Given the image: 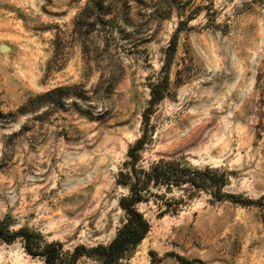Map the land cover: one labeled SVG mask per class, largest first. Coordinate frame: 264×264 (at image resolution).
I'll list each match as a JSON object with an SVG mask.
<instances>
[{
    "label": "rangeland",
    "instance_id": "obj_1",
    "mask_svg": "<svg viewBox=\"0 0 264 264\" xmlns=\"http://www.w3.org/2000/svg\"><path fill=\"white\" fill-rule=\"evenodd\" d=\"M87 1L0 0V221L65 250L107 244L146 132L137 167L217 168L241 200L151 187L136 205L150 229L119 264H264V0ZM0 264L44 262L17 237Z\"/></svg>",
    "mask_w": 264,
    "mask_h": 264
},
{
    "label": "trees",
    "instance_id": "obj_2",
    "mask_svg": "<svg viewBox=\"0 0 264 264\" xmlns=\"http://www.w3.org/2000/svg\"><path fill=\"white\" fill-rule=\"evenodd\" d=\"M88 0L85 11L90 7ZM102 5V2L100 1ZM79 17L74 21L75 27L78 28ZM103 21V19H99ZM94 23L92 22L91 25ZM75 28V29H76ZM174 40L168 45L166 54L169 60L170 52L175 48ZM167 75V74H166ZM168 76L165 77L167 82ZM162 89L157 87L151 88L150 104L162 98ZM147 109L144 114V120L147 122ZM147 139V133L136 140L127 150L128 161L124 162L129 170L119 171L117 184L128 189V193L119 198V206L125 213V220L118 228L115 236L107 244H98L92 248L84 245H77L72 250L63 249V244L59 241L44 242L38 232L21 227L17 230L9 229V225L5 221H0V239L10 243L15 238L20 237L23 240L24 248L33 257H39L44 264H77L81 256H100L101 264H119V260L128 257L137 245L143 240L150 229L149 221L144 217L136 205L142 201L148 200L150 195L156 194L151 187L164 186L167 190L172 187H182L189 185L196 189H213L212 193L217 199L232 198L241 200L238 196L222 192V187L227 182L224 171L209 166L192 167L184 164L180 159H159L152 163L148 169L137 167L139 154L137 151L142 148L143 143ZM165 196V194H164ZM264 196L260 198L263 200ZM245 202L251 200L243 199ZM160 206L164 205L167 209L172 206V198L162 199ZM181 264H194L184 257L177 256Z\"/></svg>",
    "mask_w": 264,
    "mask_h": 264
},
{
    "label": "water",
    "instance_id": "obj_3",
    "mask_svg": "<svg viewBox=\"0 0 264 264\" xmlns=\"http://www.w3.org/2000/svg\"><path fill=\"white\" fill-rule=\"evenodd\" d=\"M8 50H9V46H7L5 44L0 45V51H8Z\"/></svg>",
    "mask_w": 264,
    "mask_h": 264
}]
</instances>
